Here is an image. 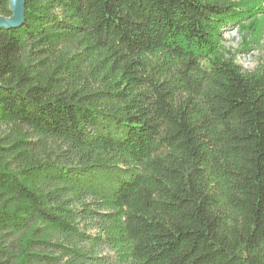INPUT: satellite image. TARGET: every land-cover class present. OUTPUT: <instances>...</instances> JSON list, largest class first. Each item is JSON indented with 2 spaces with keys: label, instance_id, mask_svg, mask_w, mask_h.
<instances>
[{
  "label": "trees",
  "instance_id": "trees-1",
  "mask_svg": "<svg viewBox=\"0 0 264 264\" xmlns=\"http://www.w3.org/2000/svg\"><path fill=\"white\" fill-rule=\"evenodd\" d=\"M239 1L26 0L0 28V264H76L3 239L78 220L123 263L264 264V73L219 50L264 0Z\"/></svg>",
  "mask_w": 264,
  "mask_h": 264
},
{
  "label": "rangeland",
  "instance_id": "rangeland-1",
  "mask_svg": "<svg viewBox=\"0 0 264 264\" xmlns=\"http://www.w3.org/2000/svg\"><path fill=\"white\" fill-rule=\"evenodd\" d=\"M248 2L249 0L239 1L241 5ZM242 25L244 27H237L224 35L219 50L226 59H233L243 74L264 73V16H257L253 24L251 21H244ZM219 26L222 28L223 25ZM245 57H248L246 61ZM10 132V129L3 127L0 131L1 137L9 135ZM75 206L77 207L76 203ZM38 228L41 231L36 235L29 234V238L43 240L45 243H23L21 246L18 235H7L3 239L4 246L11 254L15 255L21 254L20 249H26L41 256L62 259L63 251L60 246L69 247L74 242L76 255H79L75 258L76 264H99L102 262L103 264H130L123 263V257L118 250H113L108 244L105 234L87 222L78 220V231L83 234V237H75V239L53 234L43 225H39ZM41 233L44 234L43 237L40 236ZM90 257L96 258V260L93 261ZM11 260L15 262L14 259ZM45 264L50 263L45 262Z\"/></svg>",
  "mask_w": 264,
  "mask_h": 264
},
{
  "label": "water",
  "instance_id": "water-1",
  "mask_svg": "<svg viewBox=\"0 0 264 264\" xmlns=\"http://www.w3.org/2000/svg\"><path fill=\"white\" fill-rule=\"evenodd\" d=\"M26 0H10L11 18L0 16V28L19 29L25 22Z\"/></svg>",
  "mask_w": 264,
  "mask_h": 264
},
{
  "label": "bare ground",
  "instance_id": "bare-ground-1",
  "mask_svg": "<svg viewBox=\"0 0 264 264\" xmlns=\"http://www.w3.org/2000/svg\"><path fill=\"white\" fill-rule=\"evenodd\" d=\"M248 59V57H245V61Z\"/></svg>",
  "mask_w": 264,
  "mask_h": 264
}]
</instances>
